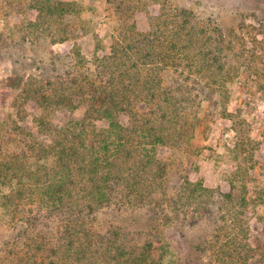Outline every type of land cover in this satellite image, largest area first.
<instances>
[{"label": "rangeland", "instance_id": "rangeland-1", "mask_svg": "<svg viewBox=\"0 0 264 264\" xmlns=\"http://www.w3.org/2000/svg\"><path fill=\"white\" fill-rule=\"evenodd\" d=\"M119 81L135 143L111 170L147 204L84 219L86 262L264 264V0H0V264L65 263V216L24 231L55 175L42 147Z\"/></svg>", "mask_w": 264, "mask_h": 264}, {"label": "trees", "instance_id": "trees-1", "mask_svg": "<svg viewBox=\"0 0 264 264\" xmlns=\"http://www.w3.org/2000/svg\"><path fill=\"white\" fill-rule=\"evenodd\" d=\"M113 75H111L112 81H115ZM118 76L122 78L125 74ZM121 80L123 82V78ZM129 80L132 83L133 77L130 76ZM122 82L120 84L123 85ZM90 85L92 106L86 110L87 118L77 122L76 126L72 124L59 129L55 145L51 147L53 151H47L50 149L49 147H42L45 158H50V156L55 158V169L52 170L55 175L43 183L41 208H46L45 215L42 219L40 216L28 218L27 228L24 229L26 231L30 228H37L41 224L44 227L51 226V221L48 220L56 216L63 219L65 216L66 219H63L62 223L64 225L62 239L65 241L66 248L63 250L61 247L64 251L62 253L64 264H88L86 260L89 258L86 253L92 247V238L84 219L106 208L112 211L113 209L129 208L133 210L138 208V205L144 204L146 206L147 204L146 197L139 190L136 178H132L133 182L130 181L127 183L128 185L123 187L128 190V194H126L123 189L118 191L117 188L121 185L122 178L119 175H113L112 171L113 165L116 164L114 160L117 161L122 155H132L133 149H130V146H134L133 143H135L130 139H125L124 136L125 132L133 129V127H125L118 119L120 114L130 113V110L136 114L134 109H130L133 108L131 106L133 103L130 98L131 93H125L126 87L124 85L120 88L123 93H119L115 84L112 92L104 91L105 96H102L98 94L99 90L95 83L91 82ZM171 96L172 91L168 90V99L165 101H168V108L169 106L173 107V111H165L162 117L168 118L172 123L176 122L175 125H177L180 108L174 101H171ZM172 98L174 99V96ZM99 101L101 104L97 109L98 112L101 117L110 121V127L105 130L92 128V123L88 121V117L91 116V108L96 106ZM151 130L156 129L152 127ZM150 140L155 144L165 145L170 142L168 140H171V137L167 139L158 136ZM43 169L44 172L46 171L44 176H48V169ZM36 182L37 184L42 183L40 177L37 178ZM205 243L207 241L200 242L198 248L203 250L214 249L209 245L206 246ZM247 253L250 254L249 251ZM212 262H214L213 258L211 259Z\"/></svg>", "mask_w": 264, "mask_h": 264}]
</instances>
